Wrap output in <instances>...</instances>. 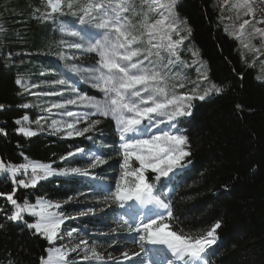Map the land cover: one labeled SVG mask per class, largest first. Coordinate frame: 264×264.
Masks as SVG:
<instances>
[{
	"label": "trees",
	"instance_id": "trees-1",
	"mask_svg": "<svg viewBox=\"0 0 264 264\" xmlns=\"http://www.w3.org/2000/svg\"><path fill=\"white\" fill-rule=\"evenodd\" d=\"M222 5L215 0H178L177 12L186 19L192 34L180 51L181 60L189 66L177 65L186 87L177 91L186 92L193 86L190 82H198L196 59L204 62L207 70L208 80L201 87L216 84L224 91L193 102V115L179 123L191 143L189 169L171 179L162 178L157 190L167 192L172 200L177 217L172 227L177 231L198 235L220 221L217 243L209 249L210 264H264V71L259 70L258 59L225 31L228 24L221 19ZM37 7L43 9L44 0H0V26L5 29L0 33V104L5 106L0 111V129L7 133L0 134V160L13 165L51 164L62 169L66 163L61 157L69 151L97 149L107 163L94 173L114 178L112 173L120 172V141L110 117L96 116L100 124L79 138L46 134L37 124L15 123L24 115L35 122L38 105L50 107L71 96L70 89L52 82L71 81L77 75L68 70L70 65L90 67L97 60L94 53L68 48L66 45L76 38L60 31L63 26L89 37L95 29L80 25L71 15L58 17L55 23L39 22L33 18ZM61 53L78 58L61 59ZM17 78L29 86L39 84L31 90L33 93L59 91L63 95H32L15 83ZM81 82L79 92L102 99L100 92L85 85L83 79ZM23 104L32 107L24 109ZM237 104L243 111H237ZM21 126L30 127L37 135L23 136L17 131ZM88 136L92 137L90 141ZM148 176L151 181L154 174ZM20 178L26 179L19 174ZM225 184L228 191L223 188ZM13 187L9 178L0 177V193H10ZM84 188L88 187L82 180L54 177L40 181L35 188H19L14 198L30 203L39 198L63 202ZM13 210L0 196V264H40L50 245L23 223L9 221L7 216ZM25 219L34 221V217ZM68 259L87 264L71 255Z\"/></svg>",
	"mask_w": 264,
	"mask_h": 264
},
{
	"label": "snow or ice",
	"instance_id": "snow-or-ice-1",
	"mask_svg": "<svg viewBox=\"0 0 264 264\" xmlns=\"http://www.w3.org/2000/svg\"><path fill=\"white\" fill-rule=\"evenodd\" d=\"M258 2L264 3V0H223L221 7L222 13H235V16L221 15L222 20L249 17L243 19L238 27L233 24L231 31L228 27L225 31L244 48L255 52H260V48L254 46V39L259 38L264 47V28L257 26L264 24V16L257 18L254 8ZM177 5L178 0H44V8L37 7L33 12V18L42 23H55L58 17L71 15L77 17L80 25L95 29V34L89 37L82 31L63 26L60 31L76 38L75 42L66 45L68 48L96 55L94 65L78 67L72 64L68 70L91 84L102 94V99L81 94L67 79H57L52 83L65 86L75 95L42 110L51 113L53 109H62L63 115L73 118L71 122L51 121L53 134L63 133L65 138L85 136L101 122L100 119L87 120L86 117H110L115 121L120 141V172L114 190L104 196V201H111L121 209L131 210L135 207L140 210L131 219L122 218L120 222L121 227H127L129 236L136 234L133 242L141 250L133 254L141 257L137 264H210L209 249L217 243V230L221 228L220 221H216L209 230L198 235L185 233L183 229L175 230L172 224L177 217L174 216L172 200L167 192L157 190V183L162 178H170L171 174L190 163H186V158L192 154L190 139L178 127V122L181 118L193 115L194 101H204L224 91L223 87L216 84L201 87L208 80L202 61L198 62V82H190L193 86L186 92L177 91L185 88L186 84L178 72L173 74V69L179 64L189 66L181 60L180 51L192 34L186 19L178 14ZM249 26L251 30H248ZM4 31L0 26V33ZM60 56L61 59H76L74 56L65 57L63 53ZM15 83L32 95H63L59 91L33 93L31 90L40 85H26L20 78ZM69 106L90 111L80 113L69 110ZM21 107L28 109L32 105L23 104ZM4 108L0 104V111ZM236 109L238 112L243 111V106L237 104ZM44 119L42 116L35 121L38 127H42L41 120ZM82 121L87 126L77 127ZM144 121H148L147 126H144ZM15 123L22 125L31 121L28 115H24ZM161 124L168 125L170 130L145 134ZM17 131L25 137L37 135L30 127L21 126ZM0 134L7 135L3 129H0ZM87 138L92 139L91 136ZM85 155V149L76 148L62 156L61 161ZM89 161L90 168L107 163V159L94 153L89 156ZM0 173L9 175L14 186L10 193H0L14 209L7 219L13 223H23L26 228L33 230V235L41 237L50 245L46 249L47 256L40 258V264H76L74 260L68 259L72 252L83 253L82 261L105 260L104 255L90 247L87 240L81 239L72 248L57 245L58 240L64 239L61 226L67 219H73L53 210H59L61 204L45 198H39L35 203L28 200L19 202L14 198L19 188H35L40 181L50 177H89L88 168L56 169L51 164L32 162L13 165L0 161ZM148 173L154 174L151 181ZM18 174L26 179H17ZM91 178L95 179V176ZM223 188L228 191L229 186L225 184ZM26 215L34 217V221L28 222ZM75 232L72 229L65 234L74 239ZM122 255L126 260L131 259L127 252ZM152 256L157 259H152ZM107 259H111V256Z\"/></svg>",
	"mask_w": 264,
	"mask_h": 264
},
{
	"label": "rangeland",
	"instance_id": "rangeland-1",
	"mask_svg": "<svg viewBox=\"0 0 264 264\" xmlns=\"http://www.w3.org/2000/svg\"><path fill=\"white\" fill-rule=\"evenodd\" d=\"M219 3L223 4V0H215ZM255 12L257 18L264 16V3H256L254 5ZM225 17L232 15L235 16L234 12H228L225 11L222 13ZM243 19H249V17L244 16L240 20H228L223 19V21L228 24V28L231 31L232 25L235 24L237 27L240 23H242ZM258 27L264 28V24L257 25ZM248 30H251V26L248 27ZM239 42V41H238ZM253 44L255 47L260 48V52L251 51L249 49L244 48L241 44V47L244 51L249 52L250 55H254L259 62V70L264 71V47L261 46V41L259 38H256L253 40ZM76 58H78L76 56ZM76 60V59H75ZM199 60L196 59L194 61L196 67L194 72L200 73L198 71L199 68ZM182 69L180 66H177L173 69V74L179 73L181 74ZM81 79H83L81 76H73L72 80L69 81V83L74 84L76 88H78L79 85L82 84ZM84 81V79H83ZM85 83V82H84ZM85 85L89 86L92 90L97 91L94 89L91 84L85 83ZM70 93H72L71 96L63 99H69L74 97V93L69 90ZM81 93V92H80ZM82 94V93H81ZM57 96V95H54ZM44 107H41L38 105V108L35 112H37L39 115L37 116V120L40 117H44V120H41V126L44 128V133L46 134H53L52 128H51V121L52 120H58V121H64V122H71L73 118L67 117L63 115L64 110L62 109H53L51 113L43 111ZM69 110L76 111V112H87L90 111L88 109L78 108L76 106H69ZM96 116H89L85 119L87 120H94ZM189 117L181 118L179 123L182 121H186ZM29 119L31 123H26L22 125L27 124H36L34 121L31 120L30 116ZM148 125V121H144V126ZM87 124L83 121L77 125L79 128L86 127ZM161 130H170L169 126L166 124H161L159 127H153L150 130L146 131V135H150L152 133H158ZM174 131V130H173ZM56 135H60L64 137L63 133H59ZM83 137V136H82ZM79 138V137H74ZM91 139H89L90 141ZM97 147H101V144L98 143ZM85 153L87 155L85 156H77L74 158H71L69 160H65L66 167H80V168H88L90 172L89 177H64L65 179H72V180H82L83 184L87 186L88 188H84L81 190H77V192L63 202H55L61 204V206H65L68 209H53L54 211H60L63 212L66 216L73 217V219H67L64 223V225L61 226V233L64 234L63 240H58L56 243L57 245H67L68 248H72L75 246V244L79 243L81 239L87 240L90 247H94L97 252L102 253L105 257L104 261L97 262V261H82L81 256L83 253L78 254L77 252H72L70 255L73 256V258L78 262H85L87 264H116L117 261H119V264H137V261L140 260L141 257H136L133 254L136 252H140L139 246L133 242V237L136 234H133L132 236H129L127 227L120 226V222L122 218L125 219H131L132 215H135L137 213H133V210L129 209H121L118 208L117 205L111 201L105 202L104 196L107 195V193L110 190H114L115 184L117 179L119 178V175H116V172H113L112 175L114 178H110L108 176H103L101 174H95L94 172L97 169H101L103 165L97 167V168H90L89 167V156L91 154L100 155L99 151L96 149H85ZM1 161V160H0ZM186 158V163H187ZM72 164H76L77 166H72ZM189 163H187V166L183 169L177 170L174 174H171V179L179 174L184 173L186 170L189 169ZM19 176V174H18ZM17 176V178H18ZM95 176V179H92L91 177ZM0 177H7L11 181V177L9 175H6L4 173H0ZM54 178L50 177L49 179ZM166 179V178H165ZM91 185V187H89ZM94 185V186H92ZM24 189V188H22ZM88 209H92L94 211H87ZM128 213V215H124L125 213ZM31 217L32 216H28ZM88 223H95L96 225H90ZM75 229L76 232L74 233V239L69 238L65 233L66 231ZM115 230V231H114ZM127 252L131 259H124L122 253ZM109 256H111V259H107ZM152 259H157V257L152 256Z\"/></svg>",
	"mask_w": 264,
	"mask_h": 264
},
{
	"label": "bare ground",
	"instance_id": "bare-ground-1",
	"mask_svg": "<svg viewBox=\"0 0 264 264\" xmlns=\"http://www.w3.org/2000/svg\"><path fill=\"white\" fill-rule=\"evenodd\" d=\"M132 210H133V213H137V214L140 211L139 209H136L135 207ZM144 211H146V210H144Z\"/></svg>",
	"mask_w": 264,
	"mask_h": 264
}]
</instances>
